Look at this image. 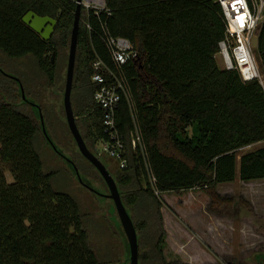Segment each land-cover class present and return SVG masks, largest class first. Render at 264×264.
<instances>
[{
    "label": "trees",
    "instance_id": "1",
    "mask_svg": "<svg viewBox=\"0 0 264 264\" xmlns=\"http://www.w3.org/2000/svg\"><path fill=\"white\" fill-rule=\"evenodd\" d=\"M105 4L102 10L81 6L71 90L76 124L93 153L96 142L110 140L103 130L104 110L93 98L100 83L91 79V63L99 58L125 83L115 124L126 164L107 169L136 228L139 264H182L167 262L162 252L159 194L200 187L215 199L216 184L236 175L242 181L264 178V145L237 157L241 147L264 140V91L256 80L218 66L215 55L224 33L218 2ZM75 7V0H0V52L13 59L32 56L52 84L50 55L68 44ZM28 10L56 19L49 39L21 21ZM108 35L129 39L138 58L115 64ZM256 56L264 72V21ZM3 71L0 62V264H101L77 199L53 187L54 172L44 169L35 148L42 132L37 109ZM254 259L264 264L263 253Z\"/></svg>",
    "mask_w": 264,
    "mask_h": 264
},
{
    "label": "rangeland",
    "instance_id": "2",
    "mask_svg": "<svg viewBox=\"0 0 264 264\" xmlns=\"http://www.w3.org/2000/svg\"><path fill=\"white\" fill-rule=\"evenodd\" d=\"M67 54L68 44L53 54L55 79L52 84L30 55L13 59L0 52V62L5 72H13L22 78L24 93L27 92L29 101L40 106L45 129L53 143L75 163L81 177L94 187L92 192L79 183L67 160L55 153L40 132L35 148L44 169L54 172L51 182L55 189L67 191L77 199L84 226L101 264H129L126 262L129 253L123 241L125 235L113 201L105 195L107 186L78 151L66 124L63 92ZM255 58L258 62L257 56ZM215 59L221 67L220 56L215 55ZM70 98L72 104V91ZM27 111L31 110L28 108ZM95 145L101 149L100 143ZM261 145L264 140L243 146L237 151V157ZM95 154L110 171L117 167L115 158L98 151ZM215 190L219 194L215 199L200 187L159 194L165 231L162 252L167 262L257 264L255 254H264V178L242 181L236 175L233 181L216 184Z\"/></svg>",
    "mask_w": 264,
    "mask_h": 264
},
{
    "label": "built area",
    "instance_id": "3",
    "mask_svg": "<svg viewBox=\"0 0 264 264\" xmlns=\"http://www.w3.org/2000/svg\"><path fill=\"white\" fill-rule=\"evenodd\" d=\"M214 1L219 3L224 19V33L218 41L216 52L221 58V68L236 70L242 80H256L264 91V72L261 71L255 58L257 37L264 21V0ZM81 5L86 9L106 8L105 0H82ZM105 41L115 64L122 65L138 58V51L126 37L108 35ZM91 67V79L100 83L93 98L104 110L103 130L110 137L109 141L99 142L101 149H98V152L115 158L118 165L124 167L126 164L123 155L124 143L115 124V109L120 93L125 91L124 79L99 58L92 61ZM135 141H138L136 132H134L133 144Z\"/></svg>",
    "mask_w": 264,
    "mask_h": 264
},
{
    "label": "water",
    "instance_id": "4",
    "mask_svg": "<svg viewBox=\"0 0 264 264\" xmlns=\"http://www.w3.org/2000/svg\"><path fill=\"white\" fill-rule=\"evenodd\" d=\"M81 1L82 0H75L76 7H75L74 18H73V23H72L70 36H69V43H68L67 64H66V72H65V86L63 92V109L65 114V120L67 127L75 141L78 151L96 169V171L99 173V175L101 176V178L103 179V181L107 186L108 192L105 195L111 198L113 201L117 217L119 219L121 228L123 230V233L125 235L128 244L129 264H139V260H138L139 242L133 220L121 199L119 189L116 185L113 176L111 175L105 164L100 160V158L87 147L77 127L75 115L72 109L70 96H71L73 74H74L78 28H79V20H80V12H81ZM21 21L24 24H26L29 28H31L34 32L39 34V36L44 40L49 39L56 24L55 18L49 15H39L32 10L26 11L21 17ZM53 54L54 52H52L50 55L51 60H53ZM3 73L18 82L22 99L24 101H28L32 106L36 107L40 118L41 131L46 141L55 151H57V153L62 155V157H64L65 160H67V162L72 166L78 181L83 185L87 186L90 190L94 192V188L83 181L75 163L70 158L63 155L53 143L52 139L50 138V136L48 135L45 129L40 106L37 103L29 101L27 99L20 78L13 74H9L5 71H3Z\"/></svg>",
    "mask_w": 264,
    "mask_h": 264
},
{
    "label": "flooded vegetation",
    "instance_id": "5",
    "mask_svg": "<svg viewBox=\"0 0 264 264\" xmlns=\"http://www.w3.org/2000/svg\"><path fill=\"white\" fill-rule=\"evenodd\" d=\"M36 108V107H35ZM59 156H60V154H59ZM61 157H62V155H61ZM88 185H90V184H88ZM85 186V185H84ZM91 186V185H90ZM88 190H90L87 186H85ZM92 187V186H91ZM94 188V187H93ZM92 191V190H91ZM93 192V191H92Z\"/></svg>",
    "mask_w": 264,
    "mask_h": 264
}]
</instances>
